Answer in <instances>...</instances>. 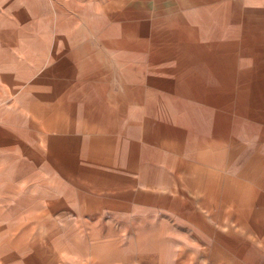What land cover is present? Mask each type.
<instances>
[{"label":"crops","instance_id":"0c3cea01","mask_svg":"<svg viewBox=\"0 0 264 264\" xmlns=\"http://www.w3.org/2000/svg\"><path fill=\"white\" fill-rule=\"evenodd\" d=\"M264 264V0H0V264Z\"/></svg>","mask_w":264,"mask_h":264},{"label":"rangeland","instance_id":"374dc122","mask_svg":"<svg viewBox=\"0 0 264 264\" xmlns=\"http://www.w3.org/2000/svg\"><path fill=\"white\" fill-rule=\"evenodd\" d=\"M134 264H140V263L136 261ZM150 264H152V263H150Z\"/></svg>","mask_w":264,"mask_h":264}]
</instances>
